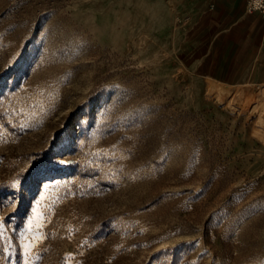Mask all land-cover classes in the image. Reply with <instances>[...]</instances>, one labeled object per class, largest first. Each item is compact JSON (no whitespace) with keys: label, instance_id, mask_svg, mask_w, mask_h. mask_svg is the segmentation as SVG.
Masks as SVG:
<instances>
[{"label":"rangeland","instance_id":"1","mask_svg":"<svg viewBox=\"0 0 264 264\" xmlns=\"http://www.w3.org/2000/svg\"><path fill=\"white\" fill-rule=\"evenodd\" d=\"M113 9L0 0V264H264L258 83H178Z\"/></svg>","mask_w":264,"mask_h":264},{"label":"crops","instance_id":"2","mask_svg":"<svg viewBox=\"0 0 264 264\" xmlns=\"http://www.w3.org/2000/svg\"><path fill=\"white\" fill-rule=\"evenodd\" d=\"M84 2L116 6L113 13L137 21L143 45L160 54V73L170 70L178 83H201L208 95L210 79L231 86L264 80V18L249 12L246 0Z\"/></svg>","mask_w":264,"mask_h":264},{"label":"built area","instance_id":"3","mask_svg":"<svg viewBox=\"0 0 264 264\" xmlns=\"http://www.w3.org/2000/svg\"><path fill=\"white\" fill-rule=\"evenodd\" d=\"M249 12H258L264 18V0H246Z\"/></svg>","mask_w":264,"mask_h":264},{"label":"bare ground","instance_id":"4","mask_svg":"<svg viewBox=\"0 0 264 264\" xmlns=\"http://www.w3.org/2000/svg\"><path fill=\"white\" fill-rule=\"evenodd\" d=\"M257 87H258L257 88V90H258L257 97L259 98V103H261V105L263 106V110H264V80L258 82ZM260 120H261V122L264 123V116L263 115L260 116Z\"/></svg>","mask_w":264,"mask_h":264},{"label":"snow or ice","instance_id":"5","mask_svg":"<svg viewBox=\"0 0 264 264\" xmlns=\"http://www.w3.org/2000/svg\"><path fill=\"white\" fill-rule=\"evenodd\" d=\"M37 215H39V213H37ZM2 219V218H0ZM29 224H32V220L29 221ZM38 227H42V225H38ZM5 237V231L3 229V226L0 225V238H4ZM32 247H34V243L29 241L25 244V249L26 250H30Z\"/></svg>","mask_w":264,"mask_h":264}]
</instances>
